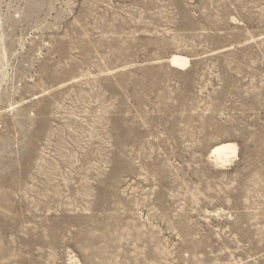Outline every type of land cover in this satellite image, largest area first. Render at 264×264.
<instances>
[{
    "label": "rangeland",
    "instance_id": "rangeland-1",
    "mask_svg": "<svg viewBox=\"0 0 264 264\" xmlns=\"http://www.w3.org/2000/svg\"><path fill=\"white\" fill-rule=\"evenodd\" d=\"M0 264H264V0H0Z\"/></svg>",
    "mask_w": 264,
    "mask_h": 264
},
{
    "label": "bare ground",
    "instance_id": "bare-ground-1",
    "mask_svg": "<svg viewBox=\"0 0 264 264\" xmlns=\"http://www.w3.org/2000/svg\"><path fill=\"white\" fill-rule=\"evenodd\" d=\"M172 63L176 66H184L188 63V59L180 54H176L171 59ZM236 146L233 143L222 142L214 146L212 150V154L215 159L224 163L225 161H229V156L232 154H236Z\"/></svg>",
    "mask_w": 264,
    "mask_h": 264
}]
</instances>
